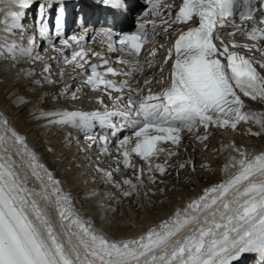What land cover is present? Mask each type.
I'll use <instances>...</instances> for the list:
<instances>
[{
	"label": "snow or ice",
	"instance_id": "obj_1",
	"mask_svg": "<svg viewBox=\"0 0 264 264\" xmlns=\"http://www.w3.org/2000/svg\"><path fill=\"white\" fill-rule=\"evenodd\" d=\"M97 2L122 7V0ZM147 3L150 7L143 16L152 19L138 23L136 31L122 34L115 42L107 38L108 52L123 51L131 58H117V63L128 66L125 71L88 49L85 35L65 38L64 0H41L36 34L29 36L27 47L17 39H24L21 21L37 0H0L4 16L0 52L12 60L0 74L17 68L22 59L41 62L39 70L16 73L19 90L12 93V104L21 112L31 109L29 119L37 127L83 131L91 145H99L102 154L115 162L110 170L95 164L93 177V182L100 179L114 191L93 190L89 199L104 195L117 205L125 198L139 202L149 194H164L173 171L177 178L184 173L191 178L201 169L213 171L209 163L201 162L198 168L193 156L182 158V151L188 152L191 146L192 153H207L213 150L211 141L217 135L225 141L214 149L224 158L220 171L225 178L140 235L114 238L80 214L72 194L0 110V264H236L246 255L254 257L253 264H264V149L252 151L243 143L244 135L264 140V113L247 110L250 101L264 103V0ZM230 25L233 30L228 35L239 33L250 43L225 42L222 30ZM160 35H175V39L165 50L157 79L155 74L145 76V65H153L160 49L153 48L143 60L140 56L144 45ZM37 37L59 54L58 63L71 66L73 72L79 70L80 85L75 89L62 85L56 90L57 99L78 101L88 90L99 92L97 103L103 110L48 106L49 93L43 88L55 85L65 70L53 74L52 64L38 51L42 45H37ZM66 50H71L70 56ZM156 85L160 87L154 91ZM105 97L113 101L111 109ZM97 126L110 129L113 136L130 130L117 140L115 155L109 150L108 137L95 134ZM245 126L237 142L235 134ZM228 132L234 135L227 138ZM186 134L191 145L185 143ZM65 139L71 143V132ZM47 151L54 153L55 148ZM128 170L131 174L125 175ZM109 208L113 214L118 211Z\"/></svg>",
	"mask_w": 264,
	"mask_h": 264
},
{
	"label": "bare ground",
	"instance_id": "obj_2",
	"mask_svg": "<svg viewBox=\"0 0 264 264\" xmlns=\"http://www.w3.org/2000/svg\"><path fill=\"white\" fill-rule=\"evenodd\" d=\"M82 4H83L82 2L77 3V7H75L73 11H72L73 6L65 8V13H66L65 21L66 22L70 21V19L77 18L81 14L82 12L81 10L83 9ZM55 7L56 6H53V9L51 10V15L52 13L53 14L55 13ZM3 19H4V16L0 15V21H2ZM74 23H76V21H74ZM1 24L2 23H0V25ZM184 27H187V25ZM84 31L85 30L79 32V34L82 35ZM73 34L77 35L75 30H71L70 35L66 36L65 38L70 37ZM174 38H175V35H172L171 37L160 35L155 38L157 43L160 42V45L165 44L164 48L162 50H159L160 54H165V50L169 46L168 43L170 41H173ZM53 40H54V43L56 44V47H60L59 40L58 39H53ZM84 43L86 44V42ZM39 51H41L40 54L41 55L43 54L42 56L45 58V60L52 64L53 74L58 73L59 71H61L62 68L65 70V76L63 78L57 79V82L55 85H47L43 88V91L49 93L48 106L54 107L56 109H63V110L86 111V110H83L82 108L83 105L80 103V100L71 101L70 99L65 98V97H60L59 99H57L58 93L56 92V90L61 89L62 85H65V84L71 85L73 89L76 88L75 85H78V86L80 85V78L76 76V72H78L79 70H76V72H73L71 69V66H65L62 63H58L59 54L55 52L50 46H48V44L43 45L39 49ZM65 54L70 56L71 50H66ZM148 54L149 52L145 53L142 56V59H145V57H147ZM52 57H56L57 60H51L50 58ZM160 57L155 58L153 63H156V61L160 60ZM1 59L2 60L5 59L3 55ZM93 59L94 57L92 58V61L96 62ZM23 60H26L27 63L26 64L25 62L19 63L17 68L10 69L8 73L4 71L2 74H0V110H3L5 114L9 116V118L11 119V122L13 123V125L16 126L23 134L27 136L29 144L33 148H35V150H37V152L40 154L42 162L45 163V165L54 172L55 176L62 181L63 188L72 194L74 198L75 206L80 212V214L82 216H85L86 218L91 219L97 225L98 228H101L104 231H106L108 235L114 238H131V237H134L135 235L138 236L141 233H143L145 230H147L150 226H155L156 224H159L160 222H162L164 219L168 218L177 209L183 208L182 204H184L185 202L187 203L190 199L202 194V191L205 187H208L212 183L219 182L225 178V174L220 171V169L223 167L224 158L216 156L215 158H213V160H211L210 162H207L210 164V167L214 169L215 174L212 176H208V177H200V178L198 177L200 181L199 187L195 183L191 184L190 186L188 185L189 189H191L192 191L194 190V191L190 195L186 194L182 196L181 199H177L173 201L169 206L170 209L168 210V212L166 213L163 212L161 214V213H155L154 210L150 211V208L145 207L147 206V201L145 198L142 200V203H139V204H141L140 206H142V209L141 208L140 209L141 211L143 210V213H144L143 219H146V225L141 226L138 229V231L136 232L134 231L132 233H129L130 232L129 230L131 229H128L129 232H126V230L122 226L120 227H116L115 225L110 226L108 216H114L117 213L113 214L110 211L109 206L116 207L118 208V211L119 210L122 211V208H120V204L117 205L115 201L109 200L104 195H96L92 197L91 199H89V196L93 190H95L98 193H107L110 191H114V189L108 190L107 188L109 187H106L105 186L106 184L100 179H97L93 182V177L97 175L94 171L95 164H100V167L110 170L111 168H114L116 166L115 162L112 160V166L110 165L111 167H108V166L106 167L104 163H102V161L104 160H107V162H110L111 159H108L105 155L102 154V149L99 145H93L92 148L90 149L91 151L90 150L86 152L82 151L81 149L84 147L82 143V139L86 136L85 133L83 136H80L79 130H76V129L63 128V129H59L57 132V131H53V129L46 130L44 128L37 127L35 122L29 119V113L31 109H24L21 112L13 106L12 93L19 90L18 86L16 85L14 81V77L16 73L20 69L39 70L40 65H41V62L39 61L33 64L30 60H27V59H23ZM161 62L157 65H154L151 68H145V76H151L155 74L156 78L159 79L160 72L158 71V67L161 64ZM11 64L12 62L9 61L8 63L3 64L4 67L0 69H8ZM168 71H169L168 67L165 66L164 75H167ZM74 76H76V79H73ZM36 78L38 79L39 76H37ZM142 79L143 78H141V80ZM159 87H160L159 85H156L153 90L156 91L159 89ZM28 91L29 93H31L32 90L29 89ZM100 95L101 93L94 92V94L92 95V100L97 102V97ZM84 97H87V96L82 95V99H84ZM244 99L246 101H249V98H244ZM107 100L108 102H106ZM51 101H60L61 105L57 106V104L56 105L52 104ZM105 103L107 104L110 103L111 108L113 107V101L107 99L106 97H105ZM247 110L256 111L258 113H264V103H257L255 101H250ZM91 111L93 110H89L86 112H91ZM246 127L247 126L241 129L240 132L235 134L237 142L240 141L241 136L244 135V133L246 132ZM253 130H258V126H254ZM69 132H71V136L73 138L71 143H69L68 140L65 139V137L68 135ZM128 134H130V130H128L126 133H123L120 138ZM233 135L234 134L232 132H228L226 134V137L231 138ZM216 137L218 138L219 144H222L225 142L224 140L220 138L219 135H217ZM188 140L189 138L187 137V134H186V141ZM250 140H252L251 143H249ZM243 143L244 145H247L248 148L252 151H256L258 149H264V140H262L259 137L249 138L246 135H244ZM49 147H54L55 152L54 153L48 152L47 149ZM109 150L115 155L116 153L115 147H109ZM87 167H89L88 170L86 169ZM85 178H87V180H84ZM33 183L35 182L33 181ZM86 199H88L87 200L88 204L87 206H84ZM155 206L156 205H154L153 208H155ZM130 218L134 219L132 217ZM120 222H121V219H120ZM132 224L134 223L132 222ZM128 225L130 224L128 223ZM133 230H135V228Z\"/></svg>",
	"mask_w": 264,
	"mask_h": 264
},
{
	"label": "rangeland",
	"instance_id": "obj_3",
	"mask_svg": "<svg viewBox=\"0 0 264 264\" xmlns=\"http://www.w3.org/2000/svg\"><path fill=\"white\" fill-rule=\"evenodd\" d=\"M2 55L4 57L5 54H3V53L0 54V68L4 67L3 64L8 63L9 61L12 62V60L9 59V58H5V59L2 60L1 59ZM24 62H25V64L27 63L26 60H23V59L19 61V63H24ZM6 72L8 73L9 70L6 71ZM75 87H78V85H75ZM93 94H94V92L88 90L86 92V94H85L87 97H84V99H82V96H81L80 103L83 106H87L92 101V95ZM51 102H52V104H55V105L57 104V106H60L61 105L60 101H51ZM59 129H63V128H53V131H57L58 132ZM252 140H250L249 143H251ZM185 143L191 145L192 144V141L189 139ZM211 144L213 146V150H211V151H209L207 153H203V154H200L199 152L192 153L191 146H190L188 152H183L182 151V158H186L188 156H193L194 159L197 162V167L199 168V165L198 164H200L201 162H204V163L210 162L211 160H213V158H215L217 156V154H216V152H215L214 149H215V147H219L221 145V144L218 143V138L217 137L214 138L211 141ZM183 147L184 146L182 145L181 148L183 149ZM104 165L106 167L107 166L108 167H111L112 166V160L110 162L104 163ZM130 174H131L130 170H128L125 173V175H130ZM214 174H215L214 169H213V171H208V170L201 169L197 173L193 174L191 178H189V176H188L187 173H184L179 178H177L176 177V174H175V171H173V174L171 176L167 177L166 192L164 194H160L159 192H157L156 195L149 194L148 197H145L146 198V201H147V206H145V207L150 208V211H153L154 210L155 213H161V214L163 212L166 213L170 209L169 206H170V204L173 201H175L177 199H181V197L184 196V195H186V194L190 195L194 191V190L192 191L191 189H189V186L191 184L195 183V184L198 185V187L200 186V181H199L198 177L199 178L200 177H208V176H212ZM116 179H120V177L117 176ZM105 186L106 187H109V188H107L108 190L112 189L111 185H105ZM160 187H165V185H160ZM153 191H155V187L154 186H153ZM188 191H189V193H188ZM145 198H142L139 202H136L135 197H133L131 200H129L127 198L123 199V202L120 203V208H122V211L123 212L121 210H119L120 212L119 211L116 212L117 213L116 215H114V216H108L109 225L110 226L115 225L116 227L122 226L126 230V232H129L130 231L129 233H132L134 231L135 232L138 231V229L141 226L146 225V219H143V217H144L143 210L141 211L142 206H140L141 204H139V203H142V200L145 199ZM87 200L88 199L85 200L84 206H87V204H88V201ZM148 203H150V204H148ZM136 204L139 205L140 207L137 206ZM185 204H186V202L184 204H182V207H184ZM154 205H156L155 208H153ZM136 206H137L138 210H137ZM130 217H132L134 219H131ZM120 219H121V222H120ZM132 222L135 225L132 224ZM128 223L130 225H128ZM131 226H132V228H131ZM134 228H135V230H133ZM128 229H131V230L128 231ZM135 236H137V235H135Z\"/></svg>",
	"mask_w": 264,
	"mask_h": 264
}]
</instances>
